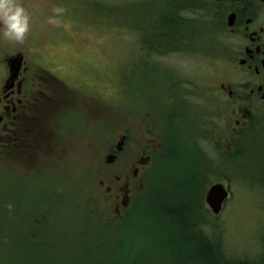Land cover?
<instances>
[{
  "label": "rangeland",
  "instance_id": "rangeland-1",
  "mask_svg": "<svg viewBox=\"0 0 264 264\" xmlns=\"http://www.w3.org/2000/svg\"><path fill=\"white\" fill-rule=\"evenodd\" d=\"M169 1L177 4V13L176 22L168 23L175 29L186 27L177 45L171 40L163 48L149 41L144 44L140 36H145L143 21L149 27L158 0H17L29 14L30 29L22 44L2 36L5 47L24 46L45 54L46 69L64 84L67 95L54 103L63 112L50 115L42 153H31L27 162L7 158L0 162V264H111L113 256L128 255L132 264H204L190 255L151 258L163 248V240L181 231L167 215L182 212L185 218L192 210L163 208L170 198L185 207L197 202L196 184L193 188L184 184L191 177L207 210L205 196L211 186L224 185L229 193L219 216L209 210L198 215L203 233L220 245L222 256L235 264L261 259L264 113L251 119L246 115L232 133L239 117L197 119L216 115L209 97L221 81L229 80L227 58L219 52L223 28L209 11L212 0ZM191 3L197 7L192 9ZM168 4H163L165 9H172ZM57 7L65 10L55 17L59 26L48 23ZM167 16L154 13V19ZM189 20L193 25H187ZM195 30L196 40L187 46ZM147 34L154 33L150 29ZM165 85H174L170 92L174 96L184 94L186 102L179 96V111L177 102L164 101ZM154 118L166 141L158 135L149 139L161 144L157 157L166 153L152 162L144 189L135 185L130 213L119 219L114 212L119 194L115 176L129 173L133 157L145 145L138 136L140 129H154L155 121H149ZM216 122L222 125V135L211 134ZM125 125L136 136L129 139L121 161L114 165L113 159L107 165V149L117 148ZM136 201L140 202L135 206ZM32 232L37 233L34 241Z\"/></svg>",
  "mask_w": 264,
  "mask_h": 264
},
{
  "label": "flooded vegetation",
  "instance_id": "flooded-vegetation-1",
  "mask_svg": "<svg viewBox=\"0 0 264 264\" xmlns=\"http://www.w3.org/2000/svg\"><path fill=\"white\" fill-rule=\"evenodd\" d=\"M212 4L210 12L220 20L223 28L219 52L227 58L225 63H228V68L225 74L229 80L221 81L209 97L213 99L210 102L216 105V115L211 113L207 117H196L198 120H235L239 117L230 130L232 133L240 127L246 115L251 119L253 114L260 111L264 113V0H212ZM4 42L0 35V155L6 153V157L3 156L0 162L4 158L13 163L21 162L20 159L27 162L31 153H42L50 115L63 112L61 108L57 110L54 103L62 95L64 98L67 90L46 69L45 65L49 64L45 54L37 50L29 52L27 47L18 45L7 49V42ZM141 66L147 67L146 64ZM236 79L237 82H234ZM165 86L168 87L162 92L164 101H172V104L177 102L179 105L176 109L179 111L182 108L179 96L184 99V94L180 92L182 95L174 96L170 94L174 91V85ZM185 108H188L187 103ZM149 121L152 123L155 118ZM152 124H156L154 129L140 127L138 136L145 140V145L133 157L129 173L125 172L121 177L115 176L119 194L115 196L114 212L119 219L122 213L129 210L136 197L133 195L135 185H138V190L144 189L143 182L150 178L147 174L152 162L162 152L161 144H155V139L149 137L158 135L165 140L164 132L156 121ZM214 133L217 136L223 133L222 125L218 127L217 122L211 134ZM132 135L136 136L132 128L125 125L119 136L121 152L115 146L108 147L106 157H113L114 165L121 161L122 152L126 151ZM126 164L121 167H126ZM10 171L14 173V169ZM22 172L24 171L18 173ZM109 191L111 189L107 188V192Z\"/></svg>",
  "mask_w": 264,
  "mask_h": 264
},
{
  "label": "trees",
  "instance_id": "trees-1",
  "mask_svg": "<svg viewBox=\"0 0 264 264\" xmlns=\"http://www.w3.org/2000/svg\"><path fill=\"white\" fill-rule=\"evenodd\" d=\"M166 2L169 3L168 4L169 7H171L173 10L172 9H165V5H163V4ZM144 3H146V1H143V4ZM190 6L192 9L197 7L193 3H191ZM209 7H210L209 11H211V7H213L212 2L209 4ZM152 10H153L152 20H150V19L148 20L149 27H148L147 23L145 21H143L144 26L146 25V28L144 29L145 36L148 35L147 33L150 32V29H151V31L153 33H156L158 36H163L164 40H169L168 43H170V41L172 40L174 42V44L177 45V40H179L180 38L183 37L181 34L184 32L183 28L186 27V25L182 24L180 28L176 27L177 29H175L174 25H171L170 23H168L169 20L176 22L173 16L175 15V13H177L176 12L177 4L175 2H171L169 0H158L156 7L153 8ZM169 10H172L173 13L170 14ZM160 12H164L168 16L166 18H161V19L155 18L154 19V13L158 16V14ZM143 16H146L145 12L143 13ZM143 18H142V20H143ZM187 23H189V24H187L188 26L193 25L192 24L193 22H191L190 20ZM194 26H196V25H194ZM193 33L198 34L197 30H195ZM193 33L191 32V34H193ZM140 36H141V38H143V37L145 38V36L142 34H140ZM146 43H149V42H144V44H146ZM195 178H196V176H194V179ZM184 184H189V186H186V187H190V188L191 187L193 188L194 185L196 184V187L198 190L197 195H196L197 202L195 204H193L191 207H185L184 205L180 204L179 201L175 200L174 198H170L171 203L168 206H164L163 208H167V209L172 208V209L178 210L177 209V207H178L179 210L181 209L183 211L188 210L190 208H192V210H191V213H185V216H186L185 218H184L182 212L181 213L180 212L179 213L178 212H170V214L167 215L168 217L166 219H169V221L171 222L170 224L174 225V226L176 225V227H178L181 231H177L175 234L172 233L169 241L163 240L162 241L163 248L158 250L157 252H154L151 255V258L157 256L158 254H161L159 256H162V260L181 259L183 257L190 255L189 256L190 258L191 257L192 258H198V259L204 261V264H235L234 262L229 261L224 256H222L223 252L221 250L220 245L219 244L215 245L214 241H212L211 238H209L206 234L203 233V231L201 229V225H200V223H198L201 221L198 219V215L199 214L203 215L204 214L203 212H208L207 209L204 207L203 200H202V204H201V200H199V197H198V195L200 194L199 188H198L199 185L197 184V182L194 183L193 177H191L190 182H188V183L185 182ZM184 184L182 185L183 189H185ZM185 195L187 197L186 193H185ZM190 200H191L190 203H192L193 202L192 198H190ZM138 202H140V201H136L135 206ZM132 210H134V209H132ZM163 211L165 212V210H163ZM129 213H130V211H129ZM192 213H193V215H192ZM125 221H126V219L123 221V223ZM123 223H121V225ZM196 224H198V227L196 226ZM163 225H164L165 231H166L168 228L167 224H163ZM119 227H118V230H119ZM118 230L113 231V232H117ZM263 244H264V239H263ZM55 246H57V245H55ZM187 246H189V247H187ZM47 248H49V247H47ZM113 257H115V259H111V261H110L111 264H114L115 261L117 262L116 264H124V262L126 260H127L128 264L129 263L132 264V259L130 258L131 257L130 255L125 256V257H121V256H113ZM118 261H120V262H118ZM138 262L144 263V260H142V261L138 260ZM254 264H264V245H263V251H262L261 259L258 260V262L254 263Z\"/></svg>",
  "mask_w": 264,
  "mask_h": 264
},
{
  "label": "clouds",
  "instance_id": "clouds-1",
  "mask_svg": "<svg viewBox=\"0 0 264 264\" xmlns=\"http://www.w3.org/2000/svg\"><path fill=\"white\" fill-rule=\"evenodd\" d=\"M63 8H54V17L48 23L59 26L55 18L64 13ZM30 29V17L17 0H0V35L7 41L22 44Z\"/></svg>",
  "mask_w": 264,
  "mask_h": 264
},
{
  "label": "water",
  "instance_id": "water-1",
  "mask_svg": "<svg viewBox=\"0 0 264 264\" xmlns=\"http://www.w3.org/2000/svg\"><path fill=\"white\" fill-rule=\"evenodd\" d=\"M121 144L118 145V149H120ZM113 162L112 157L107 158V163L110 164ZM228 198V192L221 184H216L211 186V188L207 191L205 196V204L211 211L213 215H219L222 209L223 203Z\"/></svg>",
  "mask_w": 264,
  "mask_h": 264
},
{
  "label": "bare ground",
  "instance_id": "bare-ground-1",
  "mask_svg": "<svg viewBox=\"0 0 264 264\" xmlns=\"http://www.w3.org/2000/svg\"><path fill=\"white\" fill-rule=\"evenodd\" d=\"M196 37H197V34H195V33H193V34H191L190 35V37L188 38V44H187V46H191L194 42H195V40H196ZM143 39H144V41H142L143 43L144 42H151V43H153V44H159V45H162L163 46V48H168V46L170 45V44H172V43H168L169 42V40H164V37L163 36H158L156 33H154V34H150V35H146V38H144L143 37ZM183 40H187V39H183ZM181 43H183V41L181 42ZM142 44V43H141ZM144 44H142V46H143ZM181 45V44H180ZM146 57H147V54H146ZM146 60V59H145ZM153 70V69H152ZM108 227V226H107ZM109 228V227H108ZM36 235H37V233L36 232H32V238H33V240H36L35 239V237H36Z\"/></svg>",
  "mask_w": 264,
  "mask_h": 264
}]
</instances>
